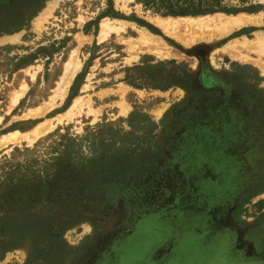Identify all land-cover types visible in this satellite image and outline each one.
<instances>
[{
    "label": "rangeland",
    "instance_id": "rangeland-1",
    "mask_svg": "<svg viewBox=\"0 0 264 264\" xmlns=\"http://www.w3.org/2000/svg\"><path fill=\"white\" fill-rule=\"evenodd\" d=\"M224 1L263 8L173 17L136 0H0V185L59 128L114 122L133 150L8 193L0 264H264V0ZM135 111L155 127L129 126Z\"/></svg>",
    "mask_w": 264,
    "mask_h": 264
},
{
    "label": "trees",
    "instance_id": "trees-1",
    "mask_svg": "<svg viewBox=\"0 0 264 264\" xmlns=\"http://www.w3.org/2000/svg\"><path fill=\"white\" fill-rule=\"evenodd\" d=\"M144 6L145 9L151 10L155 14L162 16H197L215 12L239 13L241 11L254 12L263 8V5H243L225 2L224 0H136ZM103 16L119 17L112 6L109 10L103 13ZM82 74L77 77V82ZM74 92L70 98L77 95V89L73 86ZM264 94V89L261 90ZM264 102V100H263ZM141 117L143 127L149 126V123L155 127V122L146 113L135 111L127 120L129 126L134 127L136 117ZM119 129H121L119 127ZM116 129L115 123H105L89 126L85 128L83 135H71L68 131L61 133V128L43 139L33 149L25 148V152L32 153L28 156V160L32 161L26 168V172H22V163H13L11 168L6 171L0 185V229L6 226L9 220L8 208L6 201L8 193L14 189L28 187L29 185H39L42 192L51 188L54 183L61 185L64 182L70 181L75 176H82L91 171L100 168L101 166H117L129 158L133 151L131 146H127L123 137L117 136L121 130ZM131 132H126L128 135ZM49 142V143H48ZM48 143L47 145H44ZM42 144L44 145L45 153L51 154L50 159L43 160L42 155H36L35 151ZM50 149V152L49 150ZM16 152L22 153L19 148ZM126 155V156H125ZM44 162L45 167H41ZM34 163L40 164L35 168ZM34 166V167H33ZM21 190H24L22 188ZM262 203V202H261ZM236 218V214L234 215ZM15 231L17 228L14 229ZM17 233V232H16ZM27 235L17 234V240L14 241V246L19 243Z\"/></svg>",
    "mask_w": 264,
    "mask_h": 264
},
{
    "label": "bare ground",
    "instance_id": "bare-ground-1",
    "mask_svg": "<svg viewBox=\"0 0 264 264\" xmlns=\"http://www.w3.org/2000/svg\"><path fill=\"white\" fill-rule=\"evenodd\" d=\"M46 8H47V7H46ZM50 8H51V6H49V8H48L47 10H46V9H45V10L48 11ZM168 19H173V18H168ZM170 25H171V22H168V23H165V24H164V26H165L166 28H170ZM75 68H76V67H75ZM72 75H73V73L71 74V76H72ZM71 76H70V78H71ZM72 78H73V76H72ZM39 127H41V126H39ZM35 132L38 133V134L41 133V132H42V131H41V128L36 129Z\"/></svg>",
    "mask_w": 264,
    "mask_h": 264
},
{
    "label": "flooded vegetation",
    "instance_id": "flooded-vegetation-1",
    "mask_svg": "<svg viewBox=\"0 0 264 264\" xmlns=\"http://www.w3.org/2000/svg\"><path fill=\"white\" fill-rule=\"evenodd\" d=\"M236 208H237V206L235 207V209H236ZM233 217H235V216H234V213H233Z\"/></svg>",
    "mask_w": 264,
    "mask_h": 264
},
{
    "label": "crops",
    "instance_id": "crops-1",
    "mask_svg": "<svg viewBox=\"0 0 264 264\" xmlns=\"http://www.w3.org/2000/svg\"><path fill=\"white\" fill-rule=\"evenodd\" d=\"M238 18H240V17H238ZM242 19V18H241ZM245 20V19H244Z\"/></svg>",
    "mask_w": 264,
    "mask_h": 264
}]
</instances>
